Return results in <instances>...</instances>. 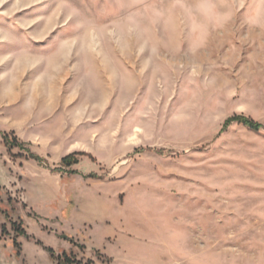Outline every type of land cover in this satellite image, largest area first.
<instances>
[{
    "label": "rangeland",
    "instance_id": "374dc122",
    "mask_svg": "<svg viewBox=\"0 0 264 264\" xmlns=\"http://www.w3.org/2000/svg\"><path fill=\"white\" fill-rule=\"evenodd\" d=\"M51 77L60 85L42 95ZM40 101L62 103L47 111L50 134L86 155L59 171L63 158L25 143L12 157L31 151L64 182L83 176L112 207V233L129 220L118 257L83 232L66 253L96 264H264V0H0V125ZM236 116L262 128H225ZM22 214L31 218L15 222L31 239L13 228L18 213L0 210V264H57L38 242L58 254L63 244L42 241L41 221Z\"/></svg>",
    "mask_w": 264,
    "mask_h": 264
},
{
    "label": "crops",
    "instance_id": "0c3cea01",
    "mask_svg": "<svg viewBox=\"0 0 264 264\" xmlns=\"http://www.w3.org/2000/svg\"><path fill=\"white\" fill-rule=\"evenodd\" d=\"M22 64L21 59L15 60V71L21 68ZM52 78L45 79L44 88L40 91L42 95H48L50 90L52 91L56 85H60ZM58 90L60 91V89ZM61 104L47 101L37 102L36 112H24L22 118L15 121L14 124H1L0 130L15 132L19 140L28 144L33 152L42 156L50 155L60 161L71 152L81 150L78 140L72 141L70 137L50 134L56 124L48 123L47 111L55 106H61ZM33 105V102H24L20 110L32 109ZM17 149H9L1 137L0 210H8L9 215L18 213V217L14 221L25 222L27 215L22 214L24 210L36 215L41 221L38 237L50 246H54L55 242L62 243L64 246L62 253L68 252L72 245L57 235L65 234L71 238H78L79 233L83 232L90 239H95L100 234L105 238L106 243L117 245L116 249L110 250V254L113 257H118L117 253L121 251L123 239L127 237L129 231V220H120L119 232L112 233L114 218L109 211L112 207L106 204L100 193L89 191L92 187L84 180L83 176L77 175L64 182V177L46 170L33 159L22 157L14 159L12 156L18 154ZM18 190L22 191L20 193L21 202L14 200ZM115 203V207L118 208L117 201ZM127 206L126 204L119 209L124 212ZM64 227L72 229L73 232L67 233ZM137 237V235L134 236V238ZM6 251L7 246L0 227V262L4 260Z\"/></svg>",
    "mask_w": 264,
    "mask_h": 264
},
{
    "label": "trees",
    "instance_id": "16d2710c",
    "mask_svg": "<svg viewBox=\"0 0 264 264\" xmlns=\"http://www.w3.org/2000/svg\"><path fill=\"white\" fill-rule=\"evenodd\" d=\"M233 122H238L240 124H243L247 127H249L252 130L255 131H259L262 128V125L260 123H257L256 121L246 118L244 116H236V117H232L230 119H228L225 123V128L228 127L231 123ZM0 135L3 138L4 144L9 148V149H13L15 147H24V143H22L15 132H2L0 130ZM29 152V158L36 160L37 162H39L40 164H44L45 160L43 158H41L40 156H37L33 153H31V151ZM86 155L85 153H81V152H76L73 154H70L66 157H64L62 159L61 162V168L56 169L55 171H59V170H63V168H70L73 165H76L80 162V156H84ZM12 226L13 228L16 230V232L18 233L19 236H25L28 239H31L30 235L27 233V231L23 228V224L22 223H17L15 221L12 222ZM0 227L2 229V233L3 235H7L8 232V228L6 225H1ZM62 239L66 240V241H71L72 243H74V241H72L68 236L63 235ZM39 245H41L44 250L46 252H48L51 256V258L57 263V264H96V262H94L93 260H87V261H83L78 259V257H76L75 255L72 254H68L66 252L62 253V254H58L54 248L52 247H47L45 246L42 242H38ZM14 246L16 247V249L18 250V256H21L22 253V245L18 242V240H14Z\"/></svg>",
    "mask_w": 264,
    "mask_h": 264
}]
</instances>
